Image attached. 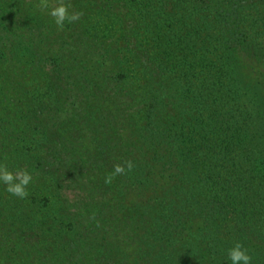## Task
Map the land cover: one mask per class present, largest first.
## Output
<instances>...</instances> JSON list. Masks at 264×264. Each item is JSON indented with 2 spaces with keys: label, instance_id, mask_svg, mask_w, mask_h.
I'll return each mask as SVG.
<instances>
[{
  "label": "trees",
  "instance_id": "trees-1",
  "mask_svg": "<svg viewBox=\"0 0 264 264\" xmlns=\"http://www.w3.org/2000/svg\"><path fill=\"white\" fill-rule=\"evenodd\" d=\"M66 2L0 0V264H264V0Z\"/></svg>",
  "mask_w": 264,
  "mask_h": 264
},
{
  "label": "clouds",
  "instance_id": "clouds-1",
  "mask_svg": "<svg viewBox=\"0 0 264 264\" xmlns=\"http://www.w3.org/2000/svg\"><path fill=\"white\" fill-rule=\"evenodd\" d=\"M37 7L40 10H48V14L58 30H63L65 23H74L79 21L82 13L78 11H70V4L66 0H39ZM7 159V158H5ZM125 165L127 171H132L134 165L132 161H125L124 165H114L112 174L106 177V183H110L114 176L125 173ZM32 181V175L26 169H20L13 173L7 167L6 163H0V183H3L5 191L12 196L20 199L28 197L27 187ZM227 257L231 264H252V257L248 255L247 249L240 243L236 242L233 247L227 250Z\"/></svg>",
  "mask_w": 264,
  "mask_h": 264
},
{
  "label": "rangeland",
  "instance_id": "rangeland-1",
  "mask_svg": "<svg viewBox=\"0 0 264 264\" xmlns=\"http://www.w3.org/2000/svg\"><path fill=\"white\" fill-rule=\"evenodd\" d=\"M44 181H45V180H43V179H38V178H37V179H36V182H35V183H36V186L39 187V188H42L43 185H44ZM61 193H62L63 196H65L66 198H68L69 201H72V200L74 201V200H76V197H77V196L72 195V193L69 192V191L62 190Z\"/></svg>",
  "mask_w": 264,
  "mask_h": 264
}]
</instances>
